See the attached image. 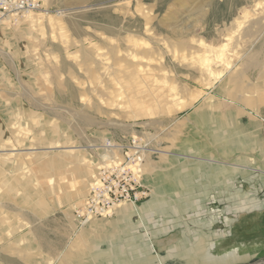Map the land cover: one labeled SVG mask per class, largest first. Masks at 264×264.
I'll return each mask as SVG.
<instances>
[{
    "label": "rangeland",
    "instance_id": "1",
    "mask_svg": "<svg viewBox=\"0 0 264 264\" xmlns=\"http://www.w3.org/2000/svg\"><path fill=\"white\" fill-rule=\"evenodd\" d=\"M40 3L0 27V264L264 258V230L228 238L264 216V158L227 149L261 127L264 0ZM134 136L148 201L80 220L97 146Z\"/></svg>",
    "mask_w": 264,
    "mask_h": 264
},
{
    "label": "built area",
    "instance_id": "2",
    "mask_svg": "<svg viewBox=\"0 0 264 264\" xmlns=\"http://www.w3.org/2000/svg\"><path fill=\"white\" fill-rule=\"evenodd\" d=\"M41 8L40 0H0V27ZM264 131V115H258ZM147 147L144 137H131L127 144L105 141L97 146L101 164L97 177L75 213L80 220L106 218L122 204L137 205L148 191L142 184V165Z\"/></svg>",
    "mask_w": 264,
    "mask_h": 264
},
{
    "label": "crops",
    "instance_id": "3",
    "mask_svg": "<svg viewBox=\"0 0 264 264\" xmlns=\"http://www.w3.org/2000/svg\"><path fill=\"white\" fill-rule=\"evenodd\" d=\"M255 109H251L249 110V114L251 115V117H255L254 120L259 122L257 117H256V112L257 110ZM255 113V114H254ZM254 115V116H253ZM259 115H264V112H260ZM263 129H262V125L257 126V129L255 131H252L251 136L256 137L255 139L251 138L247 141V142H242L239 143L238 145H228L227 149L228 150H241V149H248L249 151H252L253 149L255 151H259V154L261 155L262 158H264V133H263ZM264 160V159H263ZM143 184V183H142ZM88 194V193H87ZM149 196V194H148ZM144 197L137 205L141 206L142 204L146 203L147 197ZM259 223V224H258ZM255 224V223H254ZM253 224L251 223H244L243 226H239L236 227L234 229V231L232 232V235H230V237H228L230 239V246H234V245H238L239 243L242 244H247V242L249 243V238L250 236H252V234L254 232H257L258 229L260 230H264V225L259 222H257L256 225H258V228L254 230V228L252 227ZM224 245H226V243H224ZM219 249L221 250V248L219 247ZM229 260L231 257H228Z\"/></svg>",
    "mask_w": 264,
    "mask_h": 264
},
{
    "label": "bare ground",
    "instance_id": "4",
    "mask_svg": "<svg viewBox=\"0 0 264 264\" xmlns=\"http://www.w3.org/2000/svg\"><path fill=\"white\" fill-rule=\"evenodd\" d=\"M130 204V203H129ZM124 205H127V204H122V205H120V206H118V207H116L115 208V211L118 209V208H120L121 206H124ZM133 205V204H132ZM228 222H230V220L228 221ZM232 222V221H231ZM146 253H148V252H146ZM153 256V255H152ZM154 259V258H153ZM129 260V259H128ZM132 261V260H131ZM223 261V260H222ZM120 262V261H119ZM227 262H229V259H228V261H226V263ZM215 263H221V261H218V260H216V261H214V264ZM206 264V263H205Z\"/></svg>",
    "mask_w": 264,
    "mask_h": 264
},
{
    "label": "water",
    "instance_id": "5",
    "mask_svg": "<svg viewBox=\"0 0 264 264\" xmlns=\"http://www.w3.org/2000/svg\"><path fill=\"white\" fill-rule=\"evenodd\" d=\"M252 264H264V258L258 260V261L255 262V263H252Z\"/></svg>",
    "mask_w": 264,
    "mask_h": 264
},
{
    "label": "flooded vegetation",
    "instance_id": "6",
    "mask_svg": "<svg viewBox=\"0 0 264 264\" xmlns=\"http://www.w3.org/2000/svg\"><path fill=\"white\" fill-rule=\"evenodd\" d=\"M260 223H261V225H262V224L264 225V216H263V218L260 220Z\"/></svg>",
    "mask_w": 264,
    "mask_h": 264
},
{
    "label": "trees",
    "instance_id": "7",
    "mask_svg": "<svg viewBox=\"0 0 264 264\" xmlns=\"http://www.w3.org/2000/svg\"><path fill=\"white\" fill-rule=\"evenodd\" d=\"M259 224V223H258ZM254 233H256V232H254Z\"/></svg>",
    "mask_w": 264,
    "mask_h": 264
}]
</instances>
